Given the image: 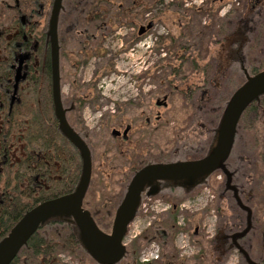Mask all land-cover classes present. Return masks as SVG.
<instances>
[{
	"label": "flooded vegetation",
	"instance_id": "obj_1",
	"mask_svg": "<svg viewBox=\"0 0 264 264\" xmlns=\"http://www.w3.org/2000/svg\"><path fill=\"white\" fill-rule=\"evenodd\" d=\"M78 1L79 6L74 0H62L59 13L58 42L62 78L65 77L62 73H69L70 66L72 68L79 64L84 66L92 56L106 57L107 41L118 29H126L125 35L121 38L126 40L125 50L135 49L134 45L146 44L145 35H148L157 24L165 28L164 16L167 14L173 18V25L177 30L167 33L169 41L161 47L164 53H161L158 60L157 73H151L157 82L153 94L157 95L154 98L158 114L153 117V111L149 110L148 116L144 117L141 114L140 118L127 121L122 130L121 127L112 128V134L117 139L116 145L125 156L123 159L120 156V162L114 164V159H105V154L99 153L96 161L100 163L97 164L96 173L101 174L106 168L115 170L119 181L125 182L126 190L134 174L147 164L195 160L207 155L215 139L222 114L218 123L209 121L205 105L209 98L197 103L196 93L208 94L207 88L211 87V84L212 88L223 86L227 73L238 67L243 72V78L233 94L247 80L248 75L264 70V62L249 67L253 55L256 58H264L262 31L264 0H233L230 9L222 15L221 25L212 14L213 11L216 12V8L213 11L210 7L182 8L179 7V0H171L172 3L170 0H167V3L166 0ZM224 1L206 0V4L217 2L218 7ZM53 4L54 0H0L1 106L5 101L10 106L18 101L28 63L33 58L34 48L38 44L35 37L37 30H41L45 36V60L52 73L51 38L48 29ZM170 5L173 6L172 9ZM196 9L202 10L204 15L208 14L204 22H195L201 18L197 14L200 12ZM191 19L193 22H188V27H185L186 23L183 20ZM182 27L187 30L183 34L178 31ZM196 32L202 35L198 42L195 40L198 38ZM72 59L75 60L74 63L71 62ZM18 74L22 76L19 81ZM75 92L73 90L72 95H67L66 98L63 95L64 104L66 101L65 106L70 109L68 118L72 126L83 136L91 149L93 137L83 133L84 131L77 126L80 118L74 117L78 106L84 101L85 96L82 95L84 92ZM232 94L226 99L224 109ZM172 99L176 100V103L172 104ZM263 99L264 96L245 109L237 126L231 152L225 161V169H218L208 179L210 203L205 205L202 213L208 212V218L215 221L214 226L204 231L201 227L203 215L194 213L192 216L197 217V220L193 228L179 231L188 237V244L196 248L194 253L186 256L185 250L178 248L174 239L175 234L172 237L164 226L158 225L155 227L157 228L155 236L143 248L144 251L149 248L147 246L156 245L157 258L148 261V255L154 250L150 247L143 253V256H146L145 260L137 261L140 255L138 258V251L134 246L139 240L135 242L134 240L152 227L160 216L175 217L173 230L185 227L188 215H182L181 223L177 219L179 211L184 210L183 207L190 196H196L200 189L197 190L196 187L187 190L170 182H162L157 195L144 196L142 200L143 204L146 198H152L151 202L159 201L160 207L158 210L150 209L143 212L142 221L146 222L144 230L137 232L129 244L126 242L128 249L126 264H264ZM178 102L181 104L177 105ZM167 110L171 117L164 116V111ZM106 116L104 114L101 120L103 121ZM94 165L95 163L92 178ZM113 218L114 216L111 223ZM100 227L105 231L109 228L101 225ZM129 233L128 228L127 235ZM170 238L175 246L171 249L172 255L171 250L168 251ZM80 248L81 250L76 251H80L82 256L77 258L76 264H100L82 245ZM234 254L238 255L237 261H232ZM72 258V255H68L69 261Z\"/></svg>",
	"mask_w": 264,
	"mask_h": 264
},
{
	"label": "trees",
	"instance_id": "obj_2",
	"mask_svg": "<svg viewBox=\"0 0 264 264\" xmlns=\"http://www.w3.org/2000/svg\"><path fill=\"white\" fill-rule=\"evenodd\" d=\"M35 37L38 44L28 63L18 101L10 106L3 97V106L0 103V240L27 210L46 199L73 191L82 170L79 151L59 131L54 115L51 73L45 60V36L37 30ZM106 115L102 124L113 143L106 140L103 152L105 159H114L117 164L120 156L121 159L125 156L124 152L120 153L111 131L116 126L111 124L118 115ZM125 121L122 118V122ZM96 175L98 177L92 178L85 206L102 227H108L125 190V182L119 181L113 169L106 168ZM175 223V217H158L152 227L134 240H139L136 246L141 249L149 243L158 225L164 226L172 237L178 231L189 229V226H181L180 230H173ZM169 242L168 251L175 248L172 238ZM80 246L73 221L53 220L31 236L11 264H67L63 255H72L76 264L80 257L76 249L81 250ZM127 259L128 255L123 263L126 264Z\"/></svg>",
	"mask_w": 264,
	"mask_h": 264
},
{
	"label": "water",
	"instance_id": "obj_3",
	"mask_svg": "<svg viewBox=\"0 0 264 264\" xmlns=\"http://www.w3.org/2000/svg\"><path fill=\"white\" fill-rule=\"evenodd\" d=\"M62 0H54L48 35L51 38V84L54 115L58 129L79 151L82 170L75 189L46 199L27 210L10 232L0 240V264H11L31 236L53 220L73 221L78 238L87 253L100 264H119L127 257L125 242L129 225L134 221L144 196L157 195L162 182L190 190L208 183L218 169H225L245 109L264 96V70L248 75L247 80L232 94L222 113L209 153L195 160L156 162L142 167L131 178L116 207L111 230L100 227L92 212L84 206L93 174V155L87 141L72 126L63 100L58 42V18ZM20 71V69H19ZM20 74V73H19ZM17 76V80L22 76Z\"/></svg>",
	"mask_w": 264,
	"mask_h": 264
},
{
	"label": "rangeland",
	"instance_id": "obj_4",
	"mask_svg": "<svg viewBox=\"0 0 264 264\" xmlns=\"http://www.w3.org/2000/svg\"><path fill=\"white\" fill-rule=\"evenodd\" d=\"M209 1L210 0H208V2ZM74 2L77 6H79L78 0H74ZM170 2L172 3L171 0ZM233 2V0H225L222 4H220V6L217 7V2L207 5L206 0H179V7H191V9H193V7H201L203 9L207 7L209 9L210 7L211 11L216 8V12L213 11L212 14L216 21L220 24L223 20L222 15H225V12L230 9ZM170 7L171 9L173 8L172 5H170ZM196 10L200 12L197 14L200 15L201 18L196 19L195 22H204L206 17H208V14L204 15L202 10ZM187 12H190V10H187ZM197 14L196 16H198ZM183 22L186 23L185 27H188V24L193 21L191 19L183 20ZM164 24H166L165 28L160 24H157L152 30L148 32V35H145L146 38L144 36L146 44L141 43L134 45L133 47H135V49L130 48L126 50V40L121 39L123 35H125L126 29H118L115 35L107 41L105 48L107 49L108 53L106 54V57L100 58L98 56H92L86 63H84V66L81 64L73 68L70 66L69 73H62L65 75V77L63 76L62 78L63 95L65 98L67 95L71 96V92L73 90L76 91L75 93L84 92V94H82L85 96L84 101H82L81 105L78 106L79 109L77 110V113L74 115V117L80 118L77 122V126L82 131H84L83 133L88 137H93V140H91L90 143L93 153V163H95L93 178L98 177L95 173L97 172V164L100 162L96 161V158H99V153H104L103 151L105 141L108 139L111 142L113 141L110 138V133L106 131V128H104L102 124L101 119L104 114H117L118 117L117 119L113 118L115 122L111 124V126L115 124L116 126L112 128L121 127V130L124 128L125 123L130 119L132 120V118H134V120H136L140 118L141 114H143L144 117L148 116L150 112H147L149 110L153 111V117L158 114L154 98L157 95L153 94L157 87V82L156 78L151 76V73H157L158 60L160 59L161 53L163 52L161 47L164 45V43L166 44V42L169 41L167 33L177 31L173 25V18L169 14L164 16ZM185 27L180 28L178 31H181L182 34L185 33V31H187ZM262 31H264V25H262ZM159 35L160 37H157ZM196 37L198 38L195 40L198 42L202 35H198L196 32ZM259 62L263 63L264 58H256V56L253 55L252 60L249 61V67L259 64ZM242 73L243 72L240 68L235 67L232 71L227 73V76L223 82V86L220 85L217 88H212L213 84H211V87L207 88V91L209 92L208 94L207 92L196 93L195 98L197 103L201 102V100L203 101L209 98V101L205 102V105L208 110L209 121L212 123H218L224 109V103L226 99L232 94L234 89L242 81ZM147 101L148 103L146 104ZM174 102L176 103V100L173 101L172 99L171 103L174 104ZM179 104H181V102L177 103V105ZM164 113L166 118L171 117L168 110L164 111ZM72 117L73 115H71V118ZM122 118L126 121L122 122ZM198 188H200L199 193L196 194V196H193L196 193L195 192L192 194L193 197L190 196L186 206L183 207L184 210L179 211L177 219L182 221V215L187 214L192 223L191 221H189V223L187 221V225L185 227L189 226L188 228L190 229L193 228L195 221L197 220V217H193L192 214L201 213L203 215L201 227L204 231H208L209 228L214 226L215 221L208 218V212L203 214L202 211L205 209V205L210 203L209 198L211 197V194L208 191V183L198 186L197 190ZM142 214L143 210L140 208L137 218L129 227L130 233L125 239V242L128 244L131 242L137 232L139 233L140 230H144V225L146 222L142 221ZM110 224L111 225L107 229L108 231L111 230L112 223L110 222ZM174 239L178 245V248L180 250H185L186 256L194 253L193 251L196 248H194L192 244H188V237L184 233L181 234L178 231L175 234ZM157 243L158 241L155 242V244ZM187 244L188 246H184L183 248L181 247ZM144 247L138 249L136 245L134 246V249H137L138 251V258L140 255L138 261H142L143 253L147 252L150 247H152L154 250H157L156 245H149L147 246L149 248L143 251ZM78 254L79 256H82L80 253ZM62 258L65 259L67 264H75L72 262V260L69 261L67 255H63ZM237 259L238 255L234 254L232 261H237Z\"/></svg>",
	"mask_w": 264,
	"mask_h": 264
},
{
	"label": "built area",
	"instance_id": "obj_5",
	"mask_svg": "<svg viewBox=\"0 0 264 264\" xmlns=\"http://www.w3.org/2000/svg\"><path fill=\"white\" fill-rule=\"evenodd\" d=\"M151 198H149V199H147L144 203H143V205H142V209H143V212H147V211H149L150 209H155V210H158L159 209V207H160V203H159V201H157V202H151ZM153 205H155V207L153 206ZM155 256H156V254H155Z\"/></svg>",
	"mask_w": 264,
	"mask_h": 264
}]
</instances>
